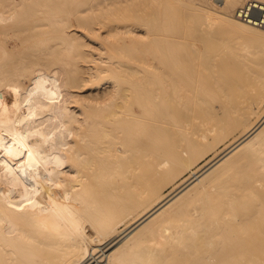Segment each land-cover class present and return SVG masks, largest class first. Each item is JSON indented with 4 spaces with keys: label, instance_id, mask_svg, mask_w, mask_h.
Here are the masks:
<instances>
[{
    "label": "bare ground",
    "instance_id": "6f19581e",
    "mask_svg": "<svg viewBox=\"0 0 264 264\" xmlns=\"http://www.w3.org/2000/svg\"><path fill=\"white\" fill-rule=\"evenodd\" d=\"M134 1L0 0V21H14L13 26L0 28V152L8 147L9 137L18 135L21 140L0 159V168L4 167V176L0 175V264H66L70 260L63 252L58 254L63 248L55 251L61 241L54 247V232L60 230L61 235L71 236L67 238L76 252L71 261L76 264H126L116 255L117 244L150 234L154 236L150 245L136 259L188 264L181 248L176 251L175 247L186 243L181 231L195 233L199 219L192 214L172 228L165 222L169 211L174 206L183 209L191 194H200L208 204L213 200L214 205L209 204L213 216L225 204L237 211L235 200H256L257 204L248 218H238V226L224 219L226 226H217L216 241L205 237V245L216 242V248L194 254L190 264H264V28L239 20L236 10L235 16L226 17L192 6L175 10L169 1L155 11L130 10L126 19L140 21L109 23L117 12L114 8ZM225 1L227 9L234 10L244 0ZM75 15L80 21L76 27L88 32L100 22L110 24L108 33L118 35L120 47L115 46L127 55L151 54L150 69L141 64L144 73L149 72L145 78L150 81V110L143 107L146 101L136 100L145 88L132 78L139 71L135 63L118 59L121 55H115L114 45L116 53L108 49L107 56L101 57L105 64L94 57L88 59L72 21ZM22 19L30 24L22 26ZM136 23L149 25L153 47L146 46L148 40L144 48L132 49L133 42L143 43L133 35ZM207 36L231 50L230 66L222 76H213L215 57L212 49L201 44ZM81 60L96 64L85 67ZM104 71L99 83H92L99 87L107 76L113 88L95 92V87H86L85 74ZM141 116L150 117V122L138 120ZM238 130L243 131L220 154L159 197L164 183L193 169L200 156ZM24 142L29 147L22 151L19 146ZM219 176L222 182H216ZM154 197L159 198L151 207L118 235H110L101 258L94 246L108 226L99 224L82 233L77 230L78 214L72 221L76 229L71 222L73 230L59 218L65 200L78 202L74 203L80 213L79 200L87 204L116 200L112 209L123 215ZM83 209L87 210L84 205ZM87 211L82 215L90 216ZM58 222H66L60 223L65 230L61 225L59 231H51L54 235L48 233ZM199 242L193 243L195 251ZM112 246L116 248L106 253Z\"/></svg>",
    "mask_w": 264,
    "mask_h": 264
},
{
    "label": "rangeland",
    "instance_id": "374dc122",
    "mask_svg": "<svg viewBox=\"0 0 264 264\" xmlns=\"http://www.w3.org/2000/svg\"><path fill=\"white\" fill-rule=\"evenodd\" d=\"M154 1L156 2V3H154ZM163 1H169V2H171V4L173 5V7H174V9L176 10H178V9H180V8H184V7H189V6H192V7H196V8H199V9H201V10H204V11H214L215 13H217V14H219V15H221V16H226V17H231L232 15H234L235 16V10H236V8L239 6V5H241V4H243L246 0H244V1H242L241 3H239V5H237V7L234 9V10H229V9H227V7H226V5H225V0H138L137 2H136V0L134 1V3L136 4H134V3H128V4H124V5H122V7L120 8H114L115 9V11H117L116 13H115V15L114 16H112L111 17V22H109V23H111L112 24V22L113 23H115V22H117V23H123L124 21H126L125 23H131V22H136V21H140V20H137V18H132V19H130L129 21L126 19V17H128L132 12H130V10H137L138 8H139V10H141L142 8L143 9H145L146 11H155V10H157V9H161L162 7H163ZM142 2V3H141ZM178 2V3H177ZM144 3V5H142ZM141 4V5H140ZM180 4V5H179ZM106 6H109V7H115V5H108V4H105ZM186 5V6H185ZM127 6H129V7H127ZM175 6H176V8H175ZM181 6V7H180ZM136 7H138V8H136ZM140 7H141V9H140ZM180 7V8H179ZM3 7L2 6H0V10L2 9ZM151 8H153V9H151ZM118 9V10H117ZM117 13H120L119 15H116ZM121 18V19H120ZM125 18V19H124ZM123 19V20H122ZM119 20V21H118ZM122 20V21H121ZM132 20V21H131ZM136 20V21H135ZM72 21H73V23L75 24V29L77 28V30H75V31H77L78 32V34L82 37L81 38V42H84L85 43V46L83 47L84 48V50L87 52V58L88 59H90V58H95L96 59V61L98 62H101V63H103V64H105L104 62H103V60H105V59H101V57H106L107 56V54L108 53H105L106 52V50H108V49H112V51L114 52V53H116L117 52V54H115V55H118V56H120L121 55V57H118V59H121L122 57L123 58H125V59H123L122 58V60H124L125 62H127L128 63V61H130V62H133V63H135V64H132V65H134L135 67H137L138 69H139V71H137L135 74H133L134 76L132 77L133 78V80H137V81H139V82H141L142 84H144V85H142V87H144L145 88V90H141L140 92H138V93H140V96H138L137 98H136V100H138V101H140L141 100V102L143 103V100L144 101H146V103H144L143 105V107L145 108V107H149V110H150V96H149V94H150V81L149 80H147V76H149V72H147V74L146 73H144V70L142 69V65H143V67H144V69L145 68H147V69H145V70H148V69H150V57H151V54H148V53H142V52H138L137 51V53L135 54V53H133L134 55L132 56V54H130V55H127L126 53H125V51L126 50H122V48H119L120 47V45H118L119 44V40H118V35L116 36V35H114V34H109L108 33V28L109 27H112L110 24L108 25V24H105L106 22H100V24L98 23V24H96V25H94V29H91V31H86L84 28H82V26L80 27V26H77L76 27V23L78 24V22H80L79 21V19H77V16L75 15L74 17H73V19H72ZM105 21V20H104ZM13 23H14V21L13 20H2V21H0V28H5V27H11V26H13ZM25 23L26 24H30V22H26L25 20H21L20 22H19V24H21L22 26H24L25 25ZM145 25V26H144ZM98 26V27H97ZM146 26H148V27H146ZM199 26L201 27V24H199ZM150 27H149V25H147V24H139V23H136V24H134V29H135V32L133 33V35H134V37L136 38V40H138V41H140V42H143V43H138V42H133V47L132 46H130V48L132 47V49H134V48H137V49H142V48H144L145 46L143 45L144 43H146L148 40V43H147V45L146 46H150V48L151 47H153V43L154 42H152V41H150V29H149ZM202 28H204L203 27V25H202ZM96 29V30H95ZM98 29V30H97ZM98 31V32H97ZM261 31H264V29H262ZM104 32V33H103ZM139 32H140V35H139ZM86 33V34H85ZM108 33V34H107ZM144 33V34H143ZM262 33H264V32H262ZM106 35H108V36H106ZM110 35V36H109ZM112 36V37H111ZM191 36V38H194V36H195V34H191L190 35ZM130 37L131 38H133V36L132 35H130ZM111 38H112V40H111ZM206 38V39H205ZM209 38V39H208ZM32 39V38H31ZM30 39V41H33V39L31 40ZM35 39V38H34ZM102 40H103V42H102ZM208 40V41H207ZM113 42V43H112ZM150 42V43H149ZM203 43H201V44H203L204 45V47L205 46H207V48L210 50V49H212V50H210V52H211V54L215 57L214 58V61H215V65H214V67H213V76H215V77H219V76H222L223 74H224V71H226V70H228V68H229V66H230V60H231V57H232V53H231V50H230V48L227 46V45H225V44H218V42L217 41H215V40H213V39H211V37L210 36H207V37H204V40L202 41ZM104 43V44H103ZM110 44L112 45L111 47H110ZM108 45V46H107ZM115 45H117V46H119V47H117V46H115V48H117L118 50H116L115 48H114V50H113V47ZM138 46L140 47V48H138ZM107 47H110V48H107ZM124 49V48H123ZM115 50H116V52H115ZM214 52V53H213ZM113 53V54H114ZM119 53V54H118ZM138 53L140 54V55H138ZM224 53H226V54H224ZM89 54V55H88ZM126 54V55H125ZM142 54V55H141ZM136 58H135V57ZM138 56H139V58H138ZM225 58V59H224ZM127 59H128V61H127ZM227 61V62H226ZM224 62V63H223ZM83 66H87V65H89V64H94L95 63V61L93 62V61H84V60H81V62H80ZM96 64V63H95ZM137 64L139 65V66H137ZM142 64V65H141ZM223 64H225V65H223ZM103 73V74H102ZM105 71L104 72H101V73H99L98 75H97V73H92L91 75H89V74H85V75H87V79H88V81H87V83H86V87L88 88H90V87H95L94 88V91L96 92V91H98V90H101V91H103V90H105V89H111V88H113V81L111 80V78H109V77H107L106 76V78L105 77H102V78H104V79H101L100 80V86L98 87V86H95V85H97V83H99L98 82V80L100 79L99 77H101L100 75H104L105 76ZM144 74H146V75H144ZM82 76V75H81ZM136 76V77H135ZM145 77H147V78H145ZM98 79V80H97ZM141 81H140V80ZM92 80L93 81H96L97 83H92ZM144 82V83H143ZM146 82V83H145ZM88 83L89 84H93V85H88ZM73 89H75L76 90V88H73ZM147 89H148V91H147ZM78 90H80V89H78ZM81 91V90H80ZM77 92H79V91H77L76 90V93ZM82 93H85V91L84 92H82ZM131 93H133V92H131ZM131 96H132V94H131ZM140 97V98H139ZM136 105V104H135ZM254 119H255V117H254ZM138 120H140V121H149L150 122V117H146L145 116V118L143 117V116H141L140 118L138 117ZM23 126V124H20V125H18L17 127L19 128H21ZM149 129H150V126H149ZM242 131L243 130H238V131H236L233 135H229L227 138H225V139H223V140H221V141H219L217 144H216V146L213 148V149H210L209 151H207L206 153H204L202 156H200L199 158H198V162H197V164L193 167V169H188V170H185V171H183L180 175H178L173 181H170V182H166V183H164V185L162 186V188H161V190H160V195H159V197L160 196H165L166 194H168V193H170L175 187H177L178 185H180L187 177H189L191 174H192V170H196V169H198L200 166H202L204 163H206V162H208V161H210L212 158H214L215 156H217L218 154H220L227 146H229L232 142H234L237 138H238V136L242 133ZM19 135H21V134H19ZM23 136V135H22ZM18 137H20V136H16V137H9L5 142L8 144V149L7 148H5V149H3V150H1V152H0V159L1 158H3V157H6V156H8L9 155V153L14 149V143H16V144H18V142L19 141H21V140H19V138ZM24 138H26V136L24 135ZM143 139V137L141 138L140 137V140H142ZM14 142H13V141ZM6 144V145H7ZM15 144V145H16ZM29 142H27V144H26V142H24V144H22L21 146H19V148L20 149H22V151H25L26 149H28V147H29ZM28 145V146H27ZM11 148V149H10ZM147 152H149L150 151V147H146V149H145ZM7 151V152H6ZM141 152L143 151V150H140ZM5 154V155H4ZM2 169H4V167L3 168H0V175H3L4 176V172H3V170ZM224 173H225V171L223 172V174H221V175H224ZM221 177L222 176H219V177H217L216 178V182H222L221 180ZM159 197H154V198H152V199H147V203L145 202L144 204H142L140 207H138V208H132L133 210H131V209H129L128 210V212L126 211L123 215H121V213L118 211V212H116L115 210H113L112 209V207H113V202L114 201H116V200H95V201H93V202H91L90 204H87V203H85V202H83V201H81V200H79V204H78V208H79V206L81 207V205H82V208H81V211H83L84 212V214H86L85 212L87 211V214H90V216L88 215V217H87V215H86V217H85V215L83 214L82 215V213L83 212H79V209L77 210L76 209V206H75V203L74 202H76V201H74V200H71L72 201V205L70 204V200H65L64 201V203H63V205L64 206H62L63 208L61 209V211L59 212V215H60V217L59 218H62V221H64V220H66V222L68 221L69 223H67L65 226L66 227H70V230H73V229H71L73 226V224H74V226H75V224L77 225V223H78V226H77V230L78 231H80V229H81V231L80 232H82V233H87V231H88V228L89 227H92V228H94V227H96L97 228V226L99 225V224H105L106 226H108V227H105V231H104V234L103 235H101L100 237H98V239L96 240V242L97 243H99V245H95L94 246V249H96V253H97V255H100V258L103 256V255H105V254H102L103 253V248H105L107 245V243H108V238L110 237V235H113V234H115V236L116 235H118V233H119V231H121L123 228H125L129 223H131L132 221H134L135 220V218H137L141 213H143L146 209H148L149 207H151L154 203H155V200H157ZM70 201V202H69ZM80 201H81V203H80ZM209 201V200H208ZM243 201V202H242ZM254 201V202H253ZM68 202H69V204H68ZM203 202V203H202ZM205 202V203H204ZM211 202V201H210ZM210 202H209V204H210ZM214 201L212 200V202H211V204L213 203ZM236 202V203H235ZM252 202V203H251ZM78 202H76V204H77ZM97 203V204H96ZM184 205L185 206H183V209H181V207H180V209L179 208H176V209H174V207L169 211V213L167 214V220H166V222H165V224L166 225H168L170 228H172V227H174V226H176V225H179V224H181V223H183V221H184V218L185 217H187V216H190V215H192V214H195V216L199 219V222L201 223L199 226H197V230L195 231V233L194 234H185L184 232H180V235H181V238H183V239H185V242L186 243H182L181 244V247H179L176 243L174 244L175 246H178V247H175V250L177 251L178 249H180L181 248V250L180 251H182L184 254H185V257H186V259H187V261L185 260L184 262L186 263H188V264H190L189 262H192V259H193V257L195 256V255H199V254H204L205 252H207V251H209V250H213V249H215L216 248V245H217V243L216 242H214V244H212V246H208V245H205L208 241V239H209V241H216L217 240V238H218V236H215L214 234H215V232L216 231H218V227L217 226H220V228L222 227V226H224L225 225V221L223 222V220L224 219H228L230 222H231V224L233 225V226H238V225H240L238 222L240 221V220H238V218L240 217L241 218V220H243L244 218H248L251 214H252V212H251V208L252 207H254L255 206V204H257V201L256 200H247V202H246V200H239V201H237V200H235L234 201V204L236 205V208H237V205H239L238 206V208H237V211H236V209H235V211H234V209L232 210V208H231V206L230 205H228V204H225V205H222V207H223V209H222V211L220 212V214H218L217 216H213V215H211L210 214V212L212 211V209L211 208H213V207H211L212 205H214V204H212L211 206L207 203V200H201V195L199 194V195H196V196H194L193 194H191L188 198H186L185 200H184ZM81 204V205H80ZM86 204V205H85ZM98 204H99V206H98ZM206 204H208L209 206H207ZM224 204V203H223ZM83 205H84V208H87V210L85 211V209H83ZM89 205V206H88ZM246 205V206H245ZM73 206H75V207H73ZM86 206V207H85ZM97 206H98V208H97ZM206 206H207V208H206ZM251 206V207H250ZM68 207V208H67ZM194 207L197 209V212H195L194 213ZM242 208L243 207V209H241L240 210V208ZM250 207V208H249ZM67 211H66V210ZM97 209V210H96ZM99 209V210H98ZM250 209V210H249ZM174 210H176V211H174ZM214 210V209H213ZM243 210V211H242ZM90 211V212H89ZM93 211V212H92ZM96 211H98V212H96ZM183 211V212H182ZM234 213H233V212ZM64 213L63 215H62V213ZM71 212H73V213H71ZM203 212H205L204 214H202ZM236 212H238L237 214H236ZM112 213V214H111ZM233 213V214H232ZM78 214V216L76 217V215ZM129 214H130V216H129ZM232 214V215H231ZM74 215H75V217L77 218V220L79 219V221H77V223H73L74 222V220H76V218L74 217ZM201 215H203L202 217H201ZM234 215H236L235 217H233ZM239 215V216H238ZM225 216H227L226 218H225ZM232 216V217H231ZM65 217V218H64ZM68 217V218H67ZM220 217V218H219ZM224 217V218H223ZM236 217H237V219H236ZM89 218V220H87ZM215 218H216V220H215ZM223 218V219H222ZM234 218V219H233ZM239 218V219H240ZM64 219V220H63ZM60 221H61V219H59ZM73 221V222H72ZM66 222H64V223H66ZM71 222L73 223V224H71ZM60 223H63V222H60ZM60 223L58 222V224H56V225H54V229L52 230V228H50L49 230L50 231H47V230H44V231H42L43 233H45V231H47L48 233H50L51 231H54L56 228L58 229V231L62 228L63 230H65L64 229V225H62V227L61 228H59L61 225H60ZM63 223V224H64ZM213 223V224H212ZM107 224H109L110 226H112V228H110L109 227V225H107ZM172 224H174V225H172ZM68 225V226H67ZM70 225V226H69ZM172 225V226H171ZM214 225V226H213ZM55 226H57V227H55ZM64 226V227H63ZM72 226V227H71ZM209 226V227H208ZM212 226H213V228H212ZM226 226V225H225ZM65 227V228H66ZM207 228V229H206ZM56 229V230H57ZM74 229H76V226L74 227ZM76 230V231H77ZM171 229H169L168 231H170ZM212 230V231H211ZM109 232H112V233H109ZM214 232V233H213ZM54 233H58L57 235L55 234V236H57L56 237V239L55 238H53V240H54V247L56 248L57 246H55L56 244H58V242L57 241H61V242H59V247L58 248H54L55 249V251L57 252V249H59L60 247L61 248H63V250L61 251V253H58V254H63L64 255V257L66 258V260H70V261H68L66 264H76V263H73L71 260L73 259V258H75V250L72 248V246H71V238L70 239H68L69 237H71L70 236V234H69V236H66L65 237V234H63V235H61L62 233H61V230H60V233L59 232H57V231H55ZM50 234H53L52 232L50 233ZM60 234V235H59ZM148 234H150V233H148ZM54 235V234H53ZM64 236V237H63ZM202 236V237H201ZM68 237V238H67ZM154 236L153 235H151L150 234V236L149 237H146V238H144V239H142V240H139V239H133V240H130V241H127V242H124V243H118L117 245L119 246L118 248H117V250H116V255L118 256V257H123V259H124V261H125V263L126 264H153V263H155V264H158V260H152V261H147V262H144V261H141V260H138V259H136L137 258V256L139 255V254H141L143 251V248L145 247V246H148V245H150V239L151 238H153ZM187 237V238H186ZM205 237L207 238V240L205 239ZM62 238V239H61ZM105 239V240H104ZM55 240H56V242H55ZM66 240V241H65ZM69 240V241H68ZM201 240V241H200ZM206 240V241H205ZM64 243H63V242ZM68 241V242H67ZM146 241V242H145ZM187 241H188V243H187ZM195 241H197V242H199V245H198V247H196L198 250L197 251H195V246H193V243L195 242ZM70 242V243H69ZM53 243V242H52ZM62 243L64 244V245H62ZM68 243H69V245H68ZM201 244V245H200ZM68 247H67V246ZM116 245V246H117ZM142 245H143V247H142ZM99 246V247H98ZM116 246H112L109 250H107V252L106 253H108V252H111V251H113L115 248H116ZM191 246V247H190ZM65 247V248H64ZM96 247V248H95ZM189 249H188V248ZM66 248H68L69 250H67ZM72 248V249H71ZM60 249L58 250V251H60ZM140 251H139V250ZM200 249H202V250H200ZM53 250V249H52ZM51 250V251H52ZM67 250V251H66ZM129 250H131L132 252H130ZM134 250H135V252H137V253H135L134 252ZM136 250H138V251H136ZM194 250V251H193ZM202 251V252H201ZM63 252V253H62ZM66 252V253H65ZM129 252H130V256L128 255L129 254ZM201 252V253H200ZM198 253V254H197ZM56 254V253H55ZM143 254H144V252H143ZM167 254V252H162V254L161 255H166ZM195 254V255H194ZM122 255V256H121ZM193 255V256H192ZM125 256H126V258H125ZM129 256V257H128ZM172 255H170V256H167V259H169L170 257H171ZM190 256H192V257H190ZM132 257V258H131ZM131 259V260H130ZM190 259H191V261H190ZM165 264V263H164ZM170 264V263H169Z\"/></svg>",
    "mask_w": 264,
    "mask_h": 264
},
{
    "label": "built area",
    "instance_id": "2783aa9c",
    "mask_svg": "<svg viewBox=\"0 0 264 264\" xmlns=\"http://www.w3.org/2000/svg\"><path fill=\"white\" fill-rule=\"evenodd\" d=\"M239 20L264 28V2L260 0H247L236 9Z\"/></svg>",
    "mask_w": 264,
    "mask_h": 264
}]
</instances>
